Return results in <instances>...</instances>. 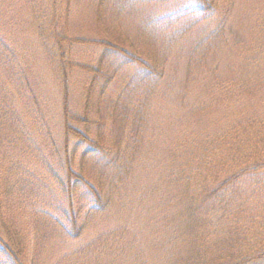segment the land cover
<instances>
[{
	"label": "trees",
	"instance_id": "16d2710c",
	"mask_svg": "<svg viewBox=\"0 0 264 264\" xmlns=\"http://www.w3.org/2000/svg\"><path fill=\"white\" fill-rule=\"evenodd\" d=\"M237 2L194 0L195 6L177 10L168 19L184 21L183 32L187 34L219 10L224 35L225 23L230 22ZM220 4L228 6L218 9ZM244 9L234 21L244 33L240 37L243 42L229 47L232 64L225 72L218 67L213 71L216 81L224 80L215 87L217 93L205 95L193 107L197 111L210 110L205 113L214 116L206 123L209 127L185 129L169 143L166 137L170 136H163L158 142L165 143L163 148L154 151V143L151 152L146 151L143 138L155 113L154 97L166 78L164 66H160L165 55L160 60L147 57L150 60L145 61L127 56L118 47L120 43L111 40L67 38L59 33L52 15L31 11L36 35L58 49L62 153L66 154L70 138L86 147L75 168L68 162L67 154L66 178L56 179L62 191L67 190L66 220H54L52 232L48 233L43 225H38L44 214L33 212V247L37 253L44 240L58 233L69 244L61 254L62 264H264V98L254 107L250 103V98L258 100L264 96V13L255 5ZM233 31H229L231 37L236 35ZM216 36L215 46L219 49L223 41L219 38L224 37L220 28ZM84 43L97 44L105 56V51H118L122 56L115 67L106 70L100 65H80L89 76L84 81L82 114L76 115L71 111L67 76L72 63L67 62L66 67L65 54L66 48ZM218 55L214 57L216 65L220 63ZM199 58L207 61L209 52L199 54ZM124 66L138 70L134 74L136 87L131 92L126 88L125 97L116 105H105L112 110L106 123L110 135L95 132L92 136V126L105 125L102 100L118 82ZM135 90L132 100H126V95ZM162 117L163 123L169 120ZM215 118L219 120L210 127L209 121ZM11 161L7 151L0 155V174L10 170ZM95 165L99 168L95 169ZM133 175L138 177V186L131 188ZM76 195L86 201V211L82 206L74 209ZM132 219H137V224L147 223L152 229L151 249L157 253L154 257L144 254L148 234L133 226ZM95 221L97 231L92 233ZM0 244V254L8 259V264H25L12 241L5 243L0 238ZM31 264H36L35 260Z\"/></svg>",
	"mask_w": 264,
	"mask_h": 264
},
{
	"label": "rangeland",
	"instance_id": "374dc122",
	"mask_svg": "<svg viewBox=\"0 0 264 264\" xmlns=\"http://www.w3.org/2000/svg\"><path fill=\"white\" fill-rule=\"evenodd\" d=\"M263 4L264 0H238L230 22L225 23L224 30L227 31L223 35L224 22L220 19L222 14L219 10L187 34L183 32L184 21L168 19L177 10L195 6L194 0H178L170 4H154L152 0H0V155L7 151L12 158L10 170L0 174V238L3 242L12 241L25 264H31V260H35L36 264H62L60 257L69 245L67 239L58 233L50 235V240H44L45 244L37 253L36 247H33L36 237L32 215L33 212L44 214L39 218L42 221L38 225H43L48 233L52 232L54 220H66L67 190L62 191L56 179L64 181L66 178L67 154L71 166H78L80 155L86 148L70 138L66 154L62 153L64 138L58 49L36 35L30 19L33 9L52 15L59 33L67 38L93 42L111 40L120 43L118 47L127 56L134 55L145 61L150 60L147 57L160 60L162 54L165 55L166 60L161 59L160 66H164L166 78L154 97L155 113L143 138L146 151L151 152L154 143H157L154 151L163 148L165 143H158L163 136H170L166 137L169 143L185 129L209 127L206 123L214 116L205 113L210 110L197 111L193 107L199 105L205 95L217 93L215 87L224 79L216 81L213 71L218 67L219 71L225 72L232 64L229 47L243 42L240 37L244 33L234 23L239 12L255 5L264 13ZM220 5L218 9L228 6ZM219 28L225 38H219L223 41H219L222 46L217 49L215 37ZM229 31L236 35L231 37ZM66 49V67L67 62L72 63L67 69L71 111L80 115L85 95L84 81L89 76L80 65H100L106 70L115 67L122 54L105 51V56L97 44L87 43ZM207 51L209 59L202 62L199 54ZM192 52L193 58V55L190 56ZM216 53L220 54L218 65L214 61ZM136 72L138 70L134 66L121 69L118 82L112 85L113 89L102 100L105 125L100 128L92 126L90 135L95 132L107 137L110 135L106 123L112 110L106 106L116 105L120 98L125 97L126 88L127 92L134 90ZM136 92L126 95V100H132ZM257 93L262 91L257 90ZM261 98L264 96L258 100L250 98V103L254 107ZM244 105L241 103V110ZM162 116L169 120L163 123ZM216 120L219 118L209 121L210 127ZM75 127L84 130L82 126ZM94 168L99 167L95 165ZM134 175L131 188L138 186V177ZM73 204L75 210L80 206L85 208L83 211L87 210L84 205L87 203L82 197L76 195ZM137 222V219H132L133 226L148 234L144 254L154 257L157 253L151 249L152 229L147 223ZM103 224L100 225L104 229ZM94 225L92 233L97 231L98 221ZM37 230L40 231L39 228ZM6 261L8 259L0 254V264H8Z\"/></svg>",
	"mask_w": 264,
	"mask_h": 264
}]
</instances>
